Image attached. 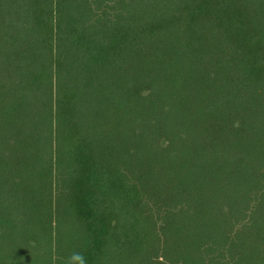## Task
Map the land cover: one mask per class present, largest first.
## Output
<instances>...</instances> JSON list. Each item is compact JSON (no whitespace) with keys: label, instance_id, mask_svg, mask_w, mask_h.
Listing matches in <instances>:
<instances>
[{"label":"trees","instance_id":"16d2710c","mask_svg":"<svg viewBox=\"0 0 264 264\" xmlns=\"http://www.w3.org/2000/svg\"><path fill=\"white\" fill-rule=\"evenodd\" d=\"M264 264V0H0V264Z\"/></svg>","mask_w":264,"mask_h":264},{"label":"clouds","instance_id":"9594fccd","mask_svg":"<svg viewBox=\"0 0 264 264\" xmlns=\"http://www.w3.org/2000/svg\"><path fill=\"white\" fill-rule=\"evenodd\" d=\"M67 264H88V260L83 252H73L67 261Z\"/></svg>","mask_w":264,"mask_h":264}]
</instances>
